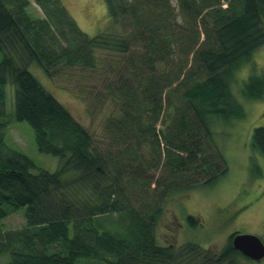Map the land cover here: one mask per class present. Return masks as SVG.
<instances>
[{
  "label": "trees",
  "instance_id": "obj_1",
  "mask_svg": "<svg viewBox=\"0 0 264 264\" xmlns=\"http://www.w3.org/2000/svg\"><path fill=\"white\" fill-rule=\"evenodd\" d=\"M33 1L42 16L31 14L32 0H0V264H236L245 256L233 246L237 232L211 262L196 260L200 243L161 244L156 229L166 201L227 172L215 125L244 117V97L264 98L253 59L264 0H106L112 29L92 36L62 0ZM103 51L124 59L104 84L120 108L105 126L109 147L30 69L90 73ZM13 120L28 121L38 149L60 158L55 171L9 145ZM252 147L264 156V126ZM22 207L25 223L5 227Z\"/></svg>",
  "mask_w": 264,
  "mask_h": 264
},
{
  "label": "rangeland",
  "instance_id": "obj_2",
  "mask_svg": "<svg viewBox=\"0 0 264 264\" xmlns=\"http://www.w3.org/2000/svg\"><path fill=\"white\" fill-rule=\"evenodd\" d=\"M62 1L88 35L112 29L106 0ZM29 10L34 16L43 15L42 9L33 0ZM99 55L97 66L90 69V73L67 68L56 78H49L38 65H32L30 69L90 131L98 146L109 147L111 138L105 126L112 117L118 116L120 108L116 97L106 92L104 84L111 79V68L118 70L124 59L109 51L99 52ZM253 59L258 68L256 72L264 71V44L254 51ZM251 65L241 68L237 76L247 77L251 73ZM234 87L239 86L236 83ZM6 93L7 114L13 116L15 84L7 83ZM241 101L246 110L244 117L223 120L214 127L215 142L225 156L227 172L213 183L163 204L164 211L156 229L158 242H198L203 253L196 260L213 262L211 258L215 254L218 256L234 232L254 233L264 240V156L252 147L255 128L264 126V98L251 100L244 97ZM6 141L28 154L41 168L55 171L59 166L58 156L38 149L35 131L26 120L9 123ZM24 212L25 207H22L4 218V226L16 228L23 225L26 221ZM189 214L197 215L201 223L196 226L190 224L187 220ZM5 260L8 257L2 255L0 263ZM236 264H264V258L256 260L240 255Z\"/></svg>",
  "mask_w": 264,
  "mask_h": 264
},
{
  "label": "water",
  "instance_id": "obj_3",
  "mask_svg": "<svg viewBox=\"0 0 264 264\" xmlns=\"http://www.w3.org/2000/svg\"><path fill=\"white\" fill-rule=\"evenodd\" d=\"M232 243L247 257L256 260L264 258V240L257 234L237 232L232 237Z\"/></svg>",
  "mask_w": 264,
  "mask_h": 264
}]
</instances>
